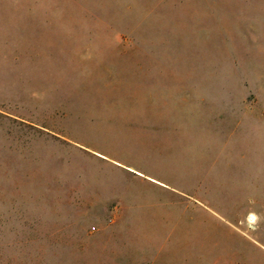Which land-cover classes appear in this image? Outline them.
Segmentation results:
<instances>
[{"label":"rangeland","instance_id":"374dc122","mask_svg":"<svg viewBox=\"0 0 264 264\" xmlns=\"http://www.w3.org/2000/svg\"><path fill=\"white\" fill-rule=\"evenodd\" d=\"M0 264H264V0H0Z\"/></svg>","mask_w":264,"mask_h":264},{"label":"bare ground","instance_id":"6f19581e","mask_svg":"<svg viewBox=\"0 0 264 264\" xmlns=\"http://www.w3.org/2000/svg\"><path fill=\"white\" fill-rule=\"evenodd\" d=\"M152 180V179H151Z\"/></svg>","mask_w":264,"mask_h":264}]
</instances>
